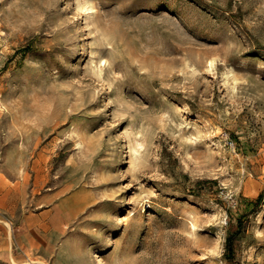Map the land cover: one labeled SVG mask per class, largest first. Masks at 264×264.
<instances>
[{"label":"rangeland","instance_id":"obj_1","mask_svg":"<svg viewBox=\"0 0 264 264\" xmlns=\"http://www.w3.org/2000/svg\"><path fill=\"white\" fill-rule=\"evenodd\" d=\"M0 264H264V0H0Z\"/></svg>","mask_w":264,"mask_h":264},{"label":"bare ground","instance_id":"obj_2","mask_svg":"<svg viewBox=\"0 0 264 264\" xmlns=\"http://www.w3.org/2000/svg\"><path fill=\"white\" fill-rule=\"evenodd\" d=\"M86 8H89V7L87 6ZM15 231H16V230H15ZM20 231H21V230H20ZM20 231H19V232H20ZM18 234H19V233H18Z\"/></svg>","mask_w":264,"mask_h":264}]
</instances>
